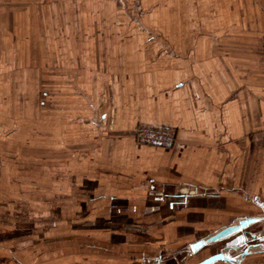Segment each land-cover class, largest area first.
I'll use <instances>...</instances> for the list:
<instances>
[{
  "label": "crops",
  "instance_id": "obj_1",
  "mask_svg": "<svg viewBox=\"0 0 264 264\" xmlns=\"http://www.w3.org/2000/svg\"><path fill=\"white\" fill-rule=\"evenodd\" d=\"M143 124L176 127L177 145L137 143ZM211 190L264 207V0H0L9 263L16 226L79 225L88 208L182 237L170 214Z\"/></svg>",
  "mask_w": 264,
  "mask_h": 264
},
{
  "label": "rangeland",
  "instance_id": "obj_2",
  "mask_svg": "<svg viewBox=\"0 0 264 264\" xmlns=\"http://www.w3.org/2000/svg\"><path fill=\"white\" fill-rule=\"evenodd\" d=\"M133 138L136 141L134 132ZM239 197L240 202L237 203L232 192L205 191L197 202L200 208L178 210L185 211L183 214L187 217L186 221L180 220L185 217L175 213L178 211L170 214V218L174 216V221L178 224L185 223L184 229L177 226V229L185 232V235L170 241L167 239L156 241L151 235L141 236L142 232H147L150 227L147 223L135 221L137 211L130 210L128 215V211L123 209L127 217H122L120 221L117 219L118 223L114 224L104 216L106 211H97L93 214V209L88 208L79 211L78 218L84 220L79 225H74L75 227L49 226L51 229L46 230L48 225L47 227L35 224L16 226L15 238L10 241L13 244L4 242V246L14 248L12 252L16 260L13 264H197L223 248L228 249L229 246L225 248V243L230 238L211 243L194 254L190 249L193 241L209 236L230 224H236L243 217L264 214L262 208L253 203L252 198L255 195L240 193ZM204 207L208 208L205 210ZM15 212L16 215L20 214L18 218L21 219L25 211ZM35 212L37 211L32 213ZM87 217L92 218L91 222L95 220L96 225H91ZM248 229L257 234H264V219ZM229 248L228 250L232 251V248ZM0 254H3L0 255V264L9 263L11 256L8 252ZM242 264H264V254L258 250L254 251Z\"/></svg>",
  "mask_w": 264,
  "mask_h": 264
},
{
  "label": "flooded vegetation",
  "instance_id": "obj_3",
  "mask_svg": "<svg viewBox=\"0 0 264 264\" xmlns=\"http://www.w3.org/2000/svg\"><path fill=\"white\" fill-rule=\"evenodd\" d=\"M262 210H263L262 212L264 213V207H262ZM247 218L250 219L253 218L255 222H258L259 220L264 219V214L263 215L259 214L256 216H249V217L247 216L246 219ZM242 220L244 221V219ZM242 220L239 219L236 224H230L224 227L223 229L231 226H239ZM248 228L249 227L240 228L238 231L233 232L224 238H220L216 241H208L209 238H211L212 236L223 230L221 229L211 234L204 241L193 243L190 247L191 253L194 254L211 243H216L222 239L230 238L229 241L225 243L226 244L225 248L229 246L232 248V251L228 250L230 249L229 247L228 249L223 248L221 251L209 255L205 259H208L215 255H222V258L214 262L213 264H216L218 262H223L226 264H242V262L245 261L254 251L258 250L260 253L264 254V247H263L264 243L261 242V241L264 242V234H257L254 231H249Z\"/></svg>",
  "mask_w": 264,
  "mask_h": 264
},
{
  "label": "built area",
  "instance_id": "obj_4",
  "mask_svg": "<svg viewBox=\"0 0 264 264\" xmlns=\"http://www.w3.org/2000/svg\"><path fill=\"white\" fill-rule=\"evenodd\" d=\"M178 130L171 125L138 126L134 137L140 144L161 148H171L178 142Z\"/></svg>",
  "mask_w": 264,
  "mask_h": 264
},
{
  "label": "water",
  "instance_id": "obj_5",
  "mask_svg": "<svg viewBox=\"0 0 264 264\" xmlns=\"http://www.w3.org/2000/svg\"><path fill=\"white\" fill-rule=\"evenodd\" d=\"M252 222H254V219H248L245 221H241L239 226H231V227L225 228V229L221 230L220 232H218L217 234H215L214 236H212L211 238H209L208 241H216L220 238H224V237L228 236L229 234L238 231L240 228L246 227L248 224H250ZM221 258H222V255H215V256H212L208 259L201 261L198 264H213L214 262L218 261Z\"/></svg>",
  "mask_w": 264,
  "mask_h": 264
}]
</instances>
